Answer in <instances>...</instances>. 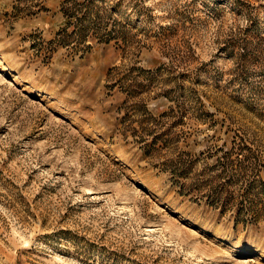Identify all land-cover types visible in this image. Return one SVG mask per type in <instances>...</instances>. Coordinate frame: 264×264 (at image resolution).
<instances>
[{
	"label": "rangeland",
	"instance_id": "obj_1",
	"mask_svg": "<svg viewBox=\"0 0 264 264\" xmlns=\"http://www.w3.org/2000/svg\"><path fill=\"white\" fill-rule=\"evenodd\" d=\"M0 264H264V0H0Z\"/></svg>",
	"mask_w": 264,
	"mask_h": 264
}]
</instances>
